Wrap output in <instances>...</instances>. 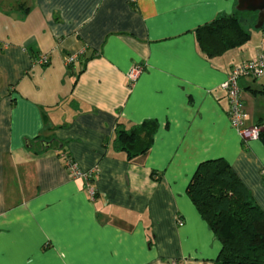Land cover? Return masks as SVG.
<instances>
[{"label": "crops", "instance_id": "0c3cea01", "mask_svg": "<svg viewBox=\"0 0 264 264\" xmlns=\"http://www.w3.org/2000/svg\"><path fill=\"white\" fill-rule=\"evenodd\" d=\"M237 1L0 0V264H214L222 244L187 193L212 159L264 211V142L233 129L221 88L264 49L209 58L196 35ZM251 81L249 127L264 119ZM146 120L153 146L128 161L116 126ZM66 159L94 172L95 196Z\"/></svg>", "mask_w": 264, "mask_h": 264}, {"label": "trees", "instance_id": "16d2710c", "mask_svg": "<svg viewBox=\"0 0 264 264\" xmlns=\"http://www.w3.org/2000/svg\"><path fill=\"white\" fill-rule=\"evenodd\" d=\"M237 6L233 15H220L197 29L199 45L207 57H220L250 40V19L256 24L258 15L240 12ZM261 93L264 97V90ZM158 130L156 120L131 127L118 124L115 150L125 153L128 161L144 156L151 150ZM260 140L264 142V132ZM44 146L50 149L54 145L49 141ZM187 193L222 244L214 264H264V211L226 160L201 163Z\"/></svg>", "mask_w": 264, "mask_h": 264}, {"label": "built area", "instance_id": "2783aa9c", "mask_svg": "<svg viewBox=\"0 0 264 264\" xmlns=\"http://www.w3.org/2000/svg\"><path fill=\"white\" fill-rule=\"evenodd\" d=\"M138 0H131L132 4H137ZM264 38V35H263ZM78 59V55L69 57L67 64L70 65ZM49 58L41 56L38 64L47 65ZM144 66L138 65L133 67L128 73L130 84L136 83L144 71ZM264 77V52H261L255 60L245 61L231 69L226 81L221 85L225 91L229 103V118L233 129L238 131L245 142L260 140L264 132V124L255 126H246L248 112L244 107L242 90L240 81L243 79H251L256 81ZM66 165L72 178L84 179L88 186L89 192L95 196V190L91 187L90 181L93 178L94 172H82L76 163L70 159H66ZM182 225V221L180 220ZM172 264H178L176 262Z\"/></svg>", "mask_w": 264, "mask_h": 264}, {"label": "rangeland", "instance_id": "374dc122", "mask_svg": "<svg viewBox=\"0 0 264 264\" xmlns=\"http://www.w3.org/2000/svg\"><path fill=\"white\" fill-rule=\"evenodd\" d=\"M251 24V23H249ZM252 25V24H251ZM256 24L252 25L251 27V38L247 42V50L249 53H257L261 48L264 49V29L262 30H257L255 28ZM246 80V79H245ZM250 87L252 88L251 90H246L244 91V94L247 97H250L248 99L251 100V102H255L259 110H262L264 108V97L261 93L262 90H264V77L261 79H258L256 81H251L250 82ZM252 90H255L256 93L252 92ZM243 95V96H245ZM250 104V102H249ZM252 106V105H251Z\"/></svg>", "mask_w": 264, "mask_h": 264}, {"label": "water", "instance_id": "95a60500", "mask_svg": "<svg viewBox=\"0 0 264 264\" xmlns=\"http://www.w3.org/2000/svg\"><path fill=\"white\" fill-rule=\"evenodd\" d=\"M237 10L240 12L255 13L258 15L255 28H264V0H238Z\"/></svg>", "mask_w": 264, "mask_h": 264}]
</instances>
